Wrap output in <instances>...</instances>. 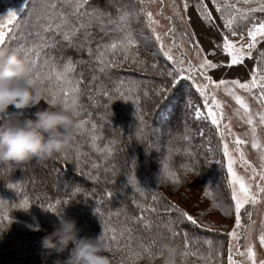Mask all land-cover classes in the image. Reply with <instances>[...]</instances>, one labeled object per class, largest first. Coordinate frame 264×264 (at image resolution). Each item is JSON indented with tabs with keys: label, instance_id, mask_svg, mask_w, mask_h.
<instances>
[{
	"label": "trees",
	"instance_id": "trees-1",
	"mask_svg": "<svg viewBox=\"0 0 264 264\" xmlns=\"http://www.w3.org/2000/svg\"><path fill=\"white\" fill-rule=\"evenodd\" d=\"M68 2L54 0L53 5L57 11ZM102 2L88 0L87 13L91 16L96 10L103 13L102 21L108 19L113 23L117 15L115 7H105ZM192 3L195 5L196 0ZM117 6H133L135 22L141 25L138 2L118 0ZM193 7L189 12L198 17ZM84 8L79 11L83 13ZM72 10V5L63 10L56 22L67 17L70 26L76 28L66 42L62 41L66 34L63 31L46 33L41 28L22 31H27L25 45L33 50L34 59L40 65L33 72L35 84L46 88L47 93L63 90L71 94L63 79L55 78V73L72 62L73 71L68 79L79 89L76 101L84 128L71 150L56 156L55 162L52 158L43 160L62 175L60 183L64 188L77 194L71 199L69 192L53 190L49 180L45 186L33 183L31 179L37 178L26 174L25 162L19 167L0 165V264H54L57 259L67 258V252L45 257L41 247L34 259L16 255L28 251L30 243L41 246V239L49 234V228L53 231L58 225L55 213L61 210L77 221L81 236L96 237L103 233L115 264H166V258L158 250L162 240L181 248V255L173 264H227L228 229L215 228L199 220L193 226L171 207L176 205L184 210L171 199V194L190 177L199 179L215 206L219 202L231 204L223 139L206 118L196 115L197 110L204 113L202 98L188 82L181 81L183 87L170 85L171 77L166 73L171 64L159 55L146 29L141 36L133 25L135 42L130 53H113L110 45L119 43L123 33L102 35L94 26L89 30L83 27L86 42H82L77 32L81 30L80 23L85 25L88 17L80 19ZM205 26L216 33V29ZM64 31L70 32V27ZM207 40L218 42L219 37L207 35ZM260 52L264 53V41L257 51L261 55ZM102 53H105V64H101ZM252 67L247 62L225 71L247 78ZM161 89L166 90L161 92ZM41 106L46 107L43 101ZM156 124L168 127V133L162 137L171 141L172 146L160 164L149 167L145 152ZM135 162L140 167H135ZM1 169L12 173L3 174ZM35 169L38 173L42 171L40 166ZM131 176L136 178L135 185L129 182ZM24 201L28 202L27 208L21 207ZM112 236L118 244L111 241Z\"/></svg>",
	"mask_w": 264,
	"mask_h": 264
},
{
	"label": "rangeland",
	"instance_id": "rangeland-1",
	"mask_svg": "<svg viewBox=\"0 0 264 264\" xmlns=\"http://www.w3.org/2000/svg\"><path fill=\"white\" fill-rule=\"evenodd\" d=\"M74 0H69V4H64L55 10L49 7V5L54 4V0H0V25L3 26V30L5 31V39L8 41V34L12 33L14 39L6 44L5 46L10 47L13 51L19 52L22 56H24L28 62L29 60L34 61L38 65V61L34 59L33 51L29 52V55L26 56L25 53L28 52L30 49L28 48L25 41V34L27 31H32L37 28H41L47 32H57L63 31V33H67L64 29V25L57 22V18L63 15V10H68V8L72 5ZM105 1V2H104ZM139 3L141 9L145 11H150L153 14V20L157 21L158 23L149 25L147 17L144 11L140 12L142 23L141 25L135 22V13L133 11V6L130 8H121L118 7V0H103L102 4H105V7H115V21H119L121 25L125 23H129V27L132 28L133 25L135 26V31H137L141 36L143 35L142 30H147L151 37L153 38V44L158 51L159 55L167 61V59L162 55L160 50V44L163 43L166 49H171L173 54L177 57L180 56L181 52H183L189 59L195 63L194 53L192 51V46L188 42L187 36L184 35L185 32L194 33L192 39L198 41L201 46H203L205 52L209 51L210 45L209 41L207 40V35H210L212 38L215 37L216 33L213 29H207L206 26L200 22L198 17L193 13L190 14V8L182 12L184 17V22L182 23L181 20L174 15L173 4L182 5V0H143V3H140V0H135ZM38 2V3H37ZM190 4L193 5L192 2L194 0H189ZM227 3H234L238 8L247 9L249 7H256L258 0H250L248 4L243 3V0H226ZM196 4V3H195ZM211 7V5H210ZM194 8V7H193ZM195 10V8H194ZM132 11V12H131ZM10 12H15L17 15L15 17H9ZM74 10L71 11L73 13ZM83 12L86 11V7L84 8ZM94 15L97 14V11H92ZM127 13H133L131 16H127ZM121 14L126 15V20H120ZM198 14V13H197ZM199 15V14H198ZM214 15H218V13H214ZM171 17L172 19H168ZM133 20L132 22L128 19ZM191 20H190V19ZM264 18V13L256 12L253 14V22ZM92 21L91 23H85L84 27L89 30L90 27L94 28L97 33L99 34H120L122 33L118 28L116 23L109 22L108 19L102 21V17L100 16L97 19V24ZM40 23V24H38ZM219 23V21H217ZM57 25H60L58 28ZM70 25V24H69ZM83 24L80 23L79 26ZM97 25V26H96ZM172 25L175 29V34L172 35L169 32V26ZM94 26V27H93ZM25 28L27 31L25 33L22 31ZM71 29H76L70 26ZM83 27L81 30L77 32V35H80L81 41L83 40L86 42L84 38V33H82ZM75 32V31H74ZM21 35V36H20ZM156 35L160 36V40H156ZM78 40V36L75 37ZM62 41L66 42L67 40L62 38ZM82 41V42H83ZM173 41L175 42V47L173 46ZM257 48L253 50V54L251 58H246L244 61V65L247 62L252 63L253 67H256L258 62H261L262 56L257 53L260 50V47L263 44L264 40L258 38ZM39 48V46H37ZM78 51H83L78 49ZM261 53V52H260ZM171 64V61H167ZM43 63L45 61L43 60ZM40 67V65L38 66ZM37 67V68H38ZM235 67V66H234ZM36 68V69H37ZM251 68V69H252ZM35 71V69H34ZM239 75V74H238ZM233 74H227V79H232L239 76ZM216 98L223 102V114L225 117L224 123H229L231 126L232 133L240 136L241 139H246L248 141L247 144L241 147V151L245 154V159L249 161V163L256 168L257 175L254 177L252 176L249 169L245 168L240 160H239V152L235 150L233 147V136L228 135L227 140L223 139V145L225 142L228 143L229 152L232 154L233 158V170L236 172L238 176L244 177V181L246 184L250 185L253 191L257 190L258 185H262V181L260 179L259 173L264 167V160L261 159L260 150L253 149L251 147L252 143V133H251V126L247 125L241 118L240 114L237 112L238 106L232 100L231 97L224 92L223 87L220 89H216ZM245 95V99L247 100L250 110L255 113L258 111H264L261 109L258 102L251 96L246 93H241ZM203 102V101H202ZM204 113L200 111L201 116L198 118H205L206 109L204 108ZM205 114V115H204ZM256 123V133L255 137L256 140L261 144L264 145V124L258 123V116L255 117ZM210 123V119H207ZM212 125V124H211ZM216 128V126L212 125ZM169 129L166 126H161L156 124L154 126V132L150 135L149 140V147L145 152V161L150 165L149 167L157 166L163 160V157L167 155V149L172 146L171 141H166L163 139V135L168 133ZM222 131L219 130V132ZM135 145V144H134ZM57 157L52 158V161H56ZM26 174L29 175L31 178L36 177L37 179L31 181L35 184L43 183V186L46 185V181H51L53 190L67 194L69 192V197L71 199H75L76 192L70 193L71 191H67L62 183V175L58 173L51 163L44 162L43 159L33 158L29 161H26ZM224 168L227 173V187H230V198H231V184L230 180L231 177L228 173V157L224 155ZM18 167L20 164H16ZM135 167H140L137 163H134ZM133 165V166H134ZM40 166L42 171L40 173L36 172L35 167ZM77 173L82 174V172ZM1 172L4 174H10L11 171H7L1 169ZM52 172V173H51ZM36 174V176H33ZM53 175V176H52ZM83 176V175H82ZM85 179L91 182V178L89 176H85ZM73 184V182H72ZM39 186V185H38ZM238 187V185H237ZM40 190L43 192V188L39 187ZM208 194L205 192L203 185L200 183L199 179L195 177H190L187 180L186 184L179 188L177 191H174L171 194V199L178 203L180 206L183 207L184 211L188 214L192 215L195 219L207 223L215 228H219L222 230L228 229V232H231L233 229H236L234 214L232 217L225 215V208H228L230 205L234 209V201L231 200L230 205H223L221 202L216 206L213 202L207 198ZM241 235L238 240H233L230 236L228 238V257L231 255L234 264H251V261L248 259L247 255H242V253H246L247 251V244L248 240L245 239L246 237L251 238V243L253 245V250L256 252V261L259 264L261 259H264V245H260L259 243V235L262 231H264V194L257 193L256 202L253 204L249 202L245 204V206L241 209V225L240 228L236 229ZM52 230L49 228V233ZM30 249L28 251L17 253V257H31L36 258L38 249L41 246H35L34 244L30 243ZM231 249V252H229ZM15 255V256H16ZM229 264V261L227 262Z\"/></svg>",
	"mask_w": 264,
	"mask_h": 264
},
{
	"label": "snow or ice",
	"instance_id": "snow-or-ice-1",
	"mask_svg": "<svg viewBox=\"0 0 264 264\" xmlns=\"http://www.w3.org/2000/svg\"><path fill=\"white\" fill-rule=\"evenodd\" d=\"M250 0H243V3L248 4ZM143 3V0H140ZM88 4V0H74L72 7L74 13L83 19L85 16L88 17L87 23H91L93 20L98 19L103 13H97L96 15H89L87 12L81 13L79 10L83 9ZM211 5V7H210ZM53 12H55V6L49 5ZM192 5L189 0H182V5L173 4L174 15L178 17L181 22H184V17L182 12L187 11ZM195 11L199 14L198 19L209 28L216 29V35L219 37L218 42L214 40L209 41L210 50L205 52L203 46L199 44L198 41L192 39L194 33L185 32L184 35L187 36L188 42L192 46V51L194 53L195 63L192 62L183 52L177 57L173 54L171 49H166L163 43L160 44V50L162 55L171 61L170 69L167 71V76L171 77L170 85H179L183 87L181 81L188 82L189 87H194L196 92L202 98L203 107L206 109V119H210L211 124L216 126L217 130L220 131V136L225 141L228 135L233 136V147L237 152H239V160L241 164L250 170L252 176L257 175L256 168L253 167L248 160L245 159V154L241 151V147L248 143L246 139H241L240 136L232 133L231 126L229 123H224L225 117L223 114V102L216 98V89L223 87V90L235 104L238 106L237 112L240 114V118L249 126H251L252 133V143L251 147L253 149H259L261 159L264 160V145H261L255 137L256 133V119L258 116V123L264 124V111H258L253 113L250 110L249 104L245 99V95L241 93H246L253 97L259 104L261 109H264V59L258 62L256 67L249 69L246 74L247 78L236 77L232 79L225 78L227 72L225 69L231 70L234 66H243L246 58H251L253 50L257 48L258 38L264 40V18L256 20L253 22V14L256 12L264 13V0H258L256 7H249L247 9L238 8L234 3H227L226 0H196L194 6ZM144 11L149 25L158 23L153 20V14L150 11ZM218 13V15H214ZM9 17H15L17 14L15 12H10ZM133 13H127V16H131ZM120 20H126V15L121 14ZM168 19H172L169 17ZM190 19V18H189ZM219 21V23H217ZM61 23L65 27H70L68 23V18L64 17L61 19ZM117 24V28L123 33V36L119 43H112L110 45L111 50L114 52L120 51L123 53H130V49L133 47L135 42L132 35L131 28L127 23L121 25L119 21H114ZM59 28L60 25H57ZM84 27V25H81ZM75 29H71L70 32L64 35L65 40H69L71 32ZM169 32L174 35L175 29L172 25L169 26ZM247 35L248 42L244 44L242 42L243 36ZM5 31L3 26L0 25V46H5L10 43L14 36L12 33L8 34V41L5 39ZM237 37L240 38L241 42H237ZM156 40H160V36L156 35ZM173 46L175 47V42L173 41ZM29 50L25 53L26 56L29 55ZM105 53L101 54V64H105L104 60ZM262 58H264V53H261ZM127 59V56H125ZM33 69H36L38 65L29 60ZM103 70V69H102ZM73 71L72 62L69 61L68 64L63 68L62 71H57L55 73L56 79H63L64 84L69 88V92L61 90L60 92L54 93L50 90L48 91V97L53 103H60L65 107L71 108L80 117L81 113L77 108L76 96L79 93V89L76 85L68 79V74ZM51 78V77H49ZM33 83L35 80L33 79ZM166 89H161V92ZM111 99V97H110ZM191 103V101H188ZM197 117L201 116L199 110L196 111ZM142 120V117H141ZM80 128L81 131L84 128V121L81 119ZM139 135V132L136 133ZM95 139V137H93ZM223 154L228 157V173L231 177V200L234 201V209L231 205L225 208V215L232 217L234 214L236 229L240 228L241 225V209L249 202L255 203L257 198V193L264 194V167H262L259 176L262 181V185L257 186V190L253 191L251 186L246 184L244 177L238 176L233 170V158L232 154L229 152L228 143L225 142L223 145ZM171 176V173H166ZM129 182L136 184V178L134 176L129 177ZM238 185V187H237ZM23 208L28 207V202L24 201L21 205ZM174 212H178L180 217L189 222L193 226L198 225L197 219L192 215L188 214L186 211L180 209L176 205L171 206ZM233 229L231 232H226V235L230 236L233 240H238L240 233ZM123 233H121V238ZM111 241L114 244H118L117 238L112 236ZM249 242L247 244L246 253L242 255H247L251 264H257L256 252L253 250V245L251 243V238L246 237ZM209 243H211L209 241ZM260 245H264V231L259 235ZM231 252V249H229ZM151 254V253H149ZM229 264H234L231 255L228 257ZM259 264H264V259L259 261Z\"/></svg>",
	"mask_w": 264,
	"mask_h": 264
},
{
	"label": "clouds",
	"instance_id": "clouds-1",
	"mask_svg": "<svg viewBox=\"0 0 264 264\" xmlns=\"http://www.w3.org/2000/svg\"><path fill=\"white\" fill-rule=\"evenodd\" d=\"M34 69L10 47L0 46V165H15L33 158L49 159L72 149L81 132L79 116L71 108L49 99L47 89L33 83ZM45 106H41V102ZM35 109V111H29ZM59 223L41 239L45 257L64 254L54 264H115L110 244L102 233L81 236L77 221L55 213ZM160 254L166 264L181 255L174 242L162 240Z\"/></svg>",
	"mask_w": 264,
	"mask_h": 264
},
{
	"label": "built area",
	"instance_id": "built-area-1",
	"mask_svg": "<svg viewBox=\"0 0 264 264\" xmlns=\"http://www.w3.org/2000/svg\"><path fill=\"white\" fill-rule=\"evenodd\" d=\"M236 39H237V42H238V43L241 42L240 38H236ZM242 42H243L244 44H247V42H248V37L244 35V36H243V40H242Z\"/></svg>",
	"mask_w": 264,
	"mask_h": 264
}]
</instances>
